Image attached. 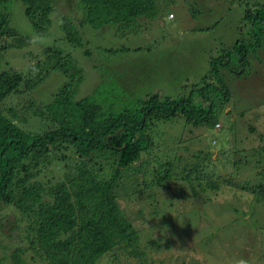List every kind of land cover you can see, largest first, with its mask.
<instances>
[{
  "label": "trees",
  "instance_id": "trees-1",
  "mask_svg": "<svg viewBox=\"0 0 264 264\" xmlns=\"http://www.w3.org/2000/svg\"><path fill=\"white\" fill-rule=\"evenodd\" d=\"M17 1L23 6L24 26L30 28L29 33L13 24L12 4ZM261 3L243 9L251 40L236 41L219 60H212L210 76H203V85H193L186 96L147 94L125 106L116 95L106 98L98 89L75 99L73 87L83 83L84 71L73 64L67 49L77 51L89 43L91 39L85 40L82 33L86 28L137 32L139 18L156 15L155 0H79L74 20L59 13L57 0H0V216H15L13 223L7 221L2 226L14 241L13 246L0 241L4 252L0 264L8 259L10 264H25L23 255L27 253L36 264H98L105 256H112L113 264H177V258L166 252V238H155L149 243L151 247L138 248L139 234L118 203L120 194L146 206L158 190H169L170 185L183 199L202 198L200 202L204 206L210 202L211 207L216 201L218 215L232 212L228 223L245 215L244 205H236L241 201L238 196L251 194L255 196L248 204L250 214L255 215L259 208L255 210L252 203L264 202V169L260 165L264 146L259 147L260 158L252 164L233 161V172L215 175L216 167L209 163L211 153L180 165L179 157L161 153L165 141L155 142L154 129L178 118L193 128L217 123L215 108L229 100L220 70H241V75L251 71L248 57L262 46ZM125 51L139 48L119 47L112 49L111 55ZM84 55L91 57V50ZM13 59L22 60L24 66L9 64ZM231 63L238 68H231ZM40 65L44 70H37ZM51 72L67 81L42 101L40 108L31 102L25 104L22 120L10 117L5 100L23 93V88L36 89ZM126 77L120 76V93L124 95ZM118 78L111 85H117ZM211 78L220 87L209 82ZM223 189L234 193V199L225 200V205L209 196L222 194ZM148 207L139 210L142 224L152 220L160 225L167 220L157 205L151 211ZM4 220L2 217L0 221ZM215 237L218 242L212 233L195 244L207 259L215 257Z\"/></svg>",
  "mask_w": 264,
  "mask_h": 264
},
{
  "label": "rangeland",
  "instance_id": "rangeland-1",
  "mask_svg": "<svg viewBox=\"0 0 264 264\" xmlns=\"http://www.w3.org/2000/svg\"><path fill=\"white\" fill-rule=\"evenodd\" d=\"M155 1L156 15L153 18H139L135 23L137 32L133 33L132 30L115 33L113 28L105 27L96 31L86 28L82 33L85 40L91 39L90 44L77 51L67 49L72 55L73 64L84 71L83 83L73 87L75 99L79 100L95 89L104 92L102 96L106 98L116 95L125 106H129L132 99H139L147 94H160L161 98L188 95L193 85L198 88L204 84L203 76L208 75L209 78L212 60H219L236 46V41L251 40L250 27L244 19L243 9L251 7L255 2L264 3L263 0ZM78 2L79 0H57L59 13L65 17L70 15L74 20ZM12 7L13 24L25 28L29 33L30 28L24 26L23 6L17 1ZM252 13L255 14L254 10ZM170 14L171 19L168 18ZM262 40L257 53L248 57L251 61L248 69H252L251 71L245 70L241 75V70L238 73H234L233 69L232 73L226 69L220 70L229 90V100L224 106L218 105L215 108L217 123L213 127L193 128L178 118L166 122V126H158L154 129L157 137L155 142L164 140L166 146L161 148V153L168 154L170 158L179 157L180 165L192 162L198 155L211 153L209 163L216 167L215 175L227 170L233 172V161H240L244 165L246 161L252 164L260 158L259 147L264 146V37ZM119 47L130 50L139 48V51L111 55V50ZM86 50H91V57L84 55ZM35 60L34 58L32 62L34 66L37 62ZM21 61L13 59L8 62L14 67L22 68L24 65ZM230 67L237 69L238 65L231 63ZM38 69L44 70L41 65ZM124 75L127 76L124 81L126 89L122 88V91L126 95L120 93V87L123 86L120 76ZM116 78L118 84L111 85ZM65 81L67 80L62 75L51 72L36 89L26 91L23 88V93L5 100L3 105L9 110L10 117L22 120L21 108L25 104L31 102L35 108H40V103L47 101ZM209 82L220 87L212 78ZM242 164L239 163V167ZM260 165L264 169V160H260ZM238 173H242V170ZM244 175L249 176L251 173L244 172ZM241 178L243 176L239 179ZM167 186L169 190H158L155 198L148 200L146 206L137 203L135 198L129 200L123 197V194L118 197L123 213L139 234L138 248L151 247L149 243L159 237L168 239L166 252L171 258H177V264H264V202L260 205L252 203L257 207L255 210L259 208L252 215L248 203L253 201L255 195L238 196L241 201L236 205H244L242 210H245V215L236 222L228 223L233 218L232 212L219 216L220 208L216 201L211 202L213 207L210 202L204 206L200 202L202 198L183 199L182 195L176 194L177 188ZM221 193L209 196L217 198L224 205L227 204L225 200L234 199V193L229 189H223ZM155 205L167 214V220L160 225L152 220L142 224L138 219L139 210L150 206L148 209L151 211ZM2 217L6 220L0 221V232H3L0 233L1 244L13 246V237L10 239L7 227L3 229L2 226L7 221L13 223L15 216L13 213H1L0 220ZM19 229L22 231V224ZM212 233L219 238L218 242L214 238L213 260L207 259L195 246L202 237H210ZM24 247L23 245L22 248ZM3 254L0 249V257ZM23 259L25 264H36L31 261L29 253L23 255ZM2 264H10L9 259ZM98 264H113L112 256L103 257Z\"/></svg>",
  "mask_w": 264,
  "mask_h": 264
},
{
  "label": "built area",
  "instance_id": "built-area-1",
  "mask_svg": "<svg viewBox=\"0 0 264 264\" xmlns=\"http://www.w3.org/2000/svg\"><path fill=\"white\" fill-rule=\"evenodd\" d=\"M169 18H172V15L170 14Z\"/></svg>",
  "mask_w": 264,
  "mask_h": 264
},
{
  "label": "clouds",
  "instance_id": "clouds-1",
  "mask_svg": "<svg viewBox=\"0 0 264 264\" xmlns=\"http://www.w3.org/2000/svg\"><path fill=\"white\" fill-rule=\"evenodd\" d=\"M168 18H169V16H168ZM171 19V18H170ZM218 127V126H217Z\"/></svg>",
  "mask_w": 264,
  "mask_h": 264
}]
</instances>
